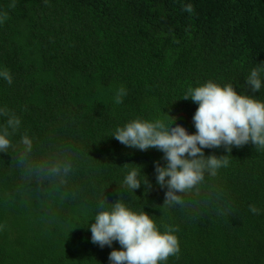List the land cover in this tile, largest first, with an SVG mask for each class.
<instances>
[{
    "label": "trees",
    "instance_id": "16d2710c",
    "mask_svg": "<svg viewBox=\"0 0 264 264\" xmlns=\"http://www.w3.org/2000/svg\"><path fill=\"white\" fill-rule=\"evenodd\" d=\"M0 15V68L12 76L0 79V128L21 121L0 152V264H109L119 245L100 248L87 229L102 197L177 229L166 264H264V148L205 149L228 166L169 207L155 184L163 154L111 137L137 118L194 133L197 105L183 98L207 81L264 99L245 84L264 63V0H0ZM132 168L147 193L123 184Z\"/></svg>",
    "mask_w": 264,
    "mask_h": 264
},
{
    "label": "clouds",
    "instance_id": "9594fccd",
    "mask_svg": "<svg viewBox=\"0 0 264 264\" xmlns=\"http://www.w3.org/2000/svg\"><path fill=\"white\" fill-rule=\"evenodd\" d=\"M184 12L194 11L191 3L183 8ZM6 17L0 15V23ZM0 79L9 85L12 76L7 69L0 68ZM245 84L250 92L258 93L264 88V63L256 65L249 72ZM127 95L124 87L116 89L113 102H123ZM184 100H191L197 105L192 116L195 132H189L182 126L173 127L174 118L133 119L122 127H117L111 137L121 145L139 151L155 149L163 154L161 165L154 162L155 184L164 191V205L169 207L183 203L181 195L203 181L204 173L215 175L217 170L228 166L227 156H205V149L223 147L230 153L232 148H241L249 143L264 148V99L238 92L233 84H218L207 81L195 88H189ZM0 109V115H5ZM6 127L0 128V152L11 146L10 135L20 127L21 121L14 114L9 115ZM20 143L25 151H31L32 140L25 134ZM139 167V166H137ZM70 166L64 168L67 173ZM59 169L54 168L53 172ZM142 170L130 169L124 177L123 184L133 193L144 188L147 193L152 185L147 178L140 179ZM101 198L97 212L88 222L91 233L90 242L100 248H112L113 243L119 250L113 249L108 255L109 264H166L168 257L179 253V241L174 234L177 229L169 226L161 232L155 220L145 211H133L127 204L117 200L108 203ZM254 214L259 209L250 206Z\"/></svg>",
    "mask_w": 264,
    "mask_h": 264
}]
</instances>
